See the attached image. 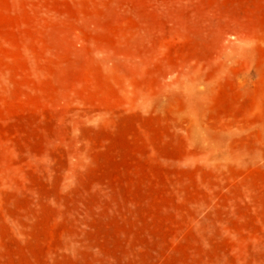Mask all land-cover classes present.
I'll return each instance as SVG.
<instances>
[{"label":"rangeland","instance_id":"374dc122","mask_svg":"<svg viewBox=\"0 0 264 264\" xmlns=\"http://www.w3.org/2000/svg\"><path fill=\"white\" fill-rule=\"evenodd\" d=\"M0 264H264V0H0Z\"/></svg>","mask_w":264,"mask_h":264}]
</instances>
